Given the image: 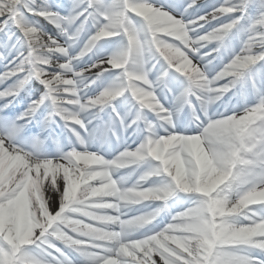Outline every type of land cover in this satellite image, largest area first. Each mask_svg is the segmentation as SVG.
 Instances as JSON below:
<instances>
[{
  "label": "snow or ice",
  "instance_id": "1",
  "mask_svg": "<svg viewBox=\"0 0 264 264\" xmlns=\"http://www.w3.org/2000/svg\"><path fill=\"white\" fill-rule=\"evenodd\" d=\"M0 264H264V0H0Z\"/></svg>",
  "mask_w": 264,
  "mask_h": 264
}]
</instances>
